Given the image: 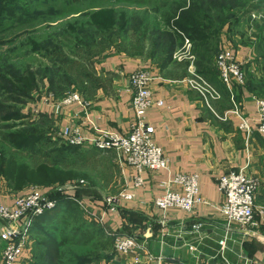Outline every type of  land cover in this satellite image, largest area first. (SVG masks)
Returning <instances> with one entry per match:
<instances>
[{
  "label": "rangeland",
  "instance_id": "rangeland-1",
  "mask_svg": "<svg viewBox=\"0 0 264 264\" xmlns=\"http://www.w3.org/2000/svg\"><path fill=\"white\" fill-rule=\"evenodd\" d=\"M21 1L22 5H27L28 15L17 19L7 17L0 23V53L10 50V56L16 55L14 58H19L17 65L24 67L22 74H25V66L29 65L36 85L29 90V95L20 96L21 102L11 104L16 111L10 110L7 115L0 118V141L3 139L2 134L9 131L17 132L26 129L33 132L30 134L36 136V146L21 150L12 146L2 148L9 153L12 152L18 158L17 164L24 163L30 170H34L33 168L37 166H44L39 171L53 178H47L43 182L39 177H33L31 181L23 183V186H17L15 182H10L5 173H0V202L12 205L16 197L34 188L47 192L56 200L65 197L70 200L72 197L76 198L77 201L72 200L73 207L68 209L66 206L57 207L59 214L56 218L41 222L46 234L51 231L56 232L69 257L85 254L92 260L91 264H146L147 262H143L144 259L147 260L145 257L140 263H134L132 255L122 257L115 248V239L120 233L111 231L112 228L106 225L109 210L115 211L116 208L118 210L123 200H131L121 197L132 183L125 177L128 164L124 156L115 149H98L92 143L77 145L66 141L65 138L70 134L71 138L78 135V129L88 135L93 133L95 128L91 127L93 125L84 127L86 130L84 132L82 127L74 125L75 116L64 122V116L70 117L65 112L71 111L69 108L74 105L88 109L91 105L104 101L106 96L111 99L112 94H114L113 98H118L116 94L123 89L118 79L122 74L126 77L127 75L121 66L118 72L116 68L112 69L111 59L114 57L139 59L137 64L139 68L128 74L130 83L128 87L133 91L132 98L135 89L129 77L131 73L138 70L150 73L153 90L157 77L153 65L161 64L167 56L155 51L168 48L172 33L175 36L177 33L173 27L166 26L164 15L171 13L177 7L183 9L182 6L185 5V10L196 8L210 30L218 31L221 28L220 35H226L222 37L227 42L224 44V41L221 42L222 46L219 44L218 51L212 41L203 44V49H198L195 41L185 36L182 41L179 40V45L173 51L175 60L182 61L176 71H183L184 65L188 64L190 74L185 79L202 78L212 85V89L219 92L224 85L214 84L219 74L216 58L218 53L226 47L239 56L243 67L247 70V81L253 76L256 83H260L259 91L254 92L259 98H264V59L256 58L257 51L260 56L264 54V39H262L264 34L260 38L262 42L258 44L260 46L258 48L257 45L255 47L252 44L256 42L250 39V35L254 36V31L264 29V0L259 9L263 16L257 18L259 20L255 22V26L249 27L247 23L249 15L241 17V22L234 14V11L239 10H243L242 14L246 13L244 12L246 3H244L230 11L226 10L228 11L226 22L229 23L227 28L224 27L223 12L221 11V14L208 0ZM108 9H115V13L111 15ZM101 11H104V14L100 15L103 23L95 25L94 17ZM82 16L86 17L77 21ZM230 18L232 20H228ZM158 20L164 22H161V27L157 26ZM125 21L127 23L124 26ZM146 22H149L151 32L144 37L142 33ZM77 28L83 31L87 29L88 34L67 38ZM229 29L235 30L238 34L230 33ZM239 33H242L244 37ZM241 47L246 48L247 51L252 48L253 52H247L250 56L238 54L236 51ZM0 63L3 62L0 61ZM158 64L156 65L159 66ZM212 89L209 91L212 92ZM211 92H207V95H211ZM73 95H77L79 99L74 98ZM7 96L8 93L0 92V99H5ZM132 100H130L131 108ZM4 103L7 105L5 111H8L10 98H7ZM223 104L229 107L230 101L225 99ZM234 110L239 108L235 107ZM9 113L12 114L8 115ZM233 113L238 115L236 111ZM133 116L128 132L133 129L135 112ZM48 167L58 173L46 172ZM20 168L24 174L28 175L27 170ZM108 199L112 200L113 205L107 202ZM28 216L21 220V228L26 227ZM36 219L37 217L29 230L27 246L29 257L23 259L20 264H38L39 261H43L38 254L43 232L39 226H35ZM6 227L7 224L0 220V231L3 232ZM54 227H57L56 230ZM2 241L0 240V264L3 261L4 240Z\"/></svg>",
  "mask_w": 264,
  "mask_h": 264
},
{
  "label": "crops",
  "instance_id": "crops-1",
  "mask_svg": "<svg viewBox=\"0 0 264 264\" xmlns=\"http://www.w3.org/2000/svg\"><path fill=\"white\" fill-rule=\"evenodd\" d=\"M223 41L227 42L225 38ZM236 52L250 56L253 49L247 51L241 47ZM138 61L124 56L111 59L112 69L118 72L121 66L127 75L120 74L118 79L123 88L116 94L118 98H113L114 94L110 95L111 99L106 96L104 101L88 109L70 106L71 111L65 112L70 117L64 116V122L75 116L74 125L82 127L84 132V127L91 125L96 131L128 132L134 117L128 74L139 68ZM181 62H169L166 67L153 65L157 74L154 97L163 100L164 105L153 106L146 113L155 129L154 141L168 155L170 166L145 171L142 185H135L132 181L135 172L127 166L125 177L132 182L127 192L133 198L123 200L118 210H109L106 225L120 233L117 236L135 235L158 257L150 263L144 259L146 264H264V136L257 126L259 96L247 83L225 85L218 74L214 84L224 85L219 91L220 98H207L186 82L190 74L188 64L183 71H176ZM225 99L230 101L229 107L223 104ZM235 107L249 119L250 132L242 128V118L233 113ZM238 169L247 170L259 180L257 225L245 227L234 223L228 230L219 210L225 197L217 181L224 173ZM180 172L200 175L199 192L206 201L192 211L177 207L159 209L155 199L164 193L165 184ZM199 223L202 226L197 228ZM28 255L26 250L25 257Z\"/></svg>",
  "mask_w": 264,
  "mask_h": 264
},
{
  "label": "built area",
  "instance_id": "built-area-1",
  "mask_svg": "<svg viewBox=\"0 0 264 264\" xmlns=\"http://www.w3.org/2000/svg\"><path fill=\"white\" fill-rule=\"evenodd\" d=\"M256 17V14H253ZM177 57V53H175ZM216 64L219 70L221 81L225 85L246 84V73L243 63L234 51L223 48L217 55ZM193 72V70H191ZM131 83L135 89L132 98V108L135 112V123L130 132H117L110 130H100L83 134L80 129L78 135L73 138L67 136L66 141L72 144L92 143L98 149H115L124 156L128 166L135 172L133 181L135 185L144 183L143 173L145 171H159L168 169L170 159L164 149L154 141L155 129L147 120V110L153 106L164 105V101L156 99L151 87V76L148 71L138 70L130 74ZM189 85L205 97L220 98V93L212 89V85L202 78L186 79ZM212 89L213 91H209ZM211 92V95H207ZM74 98L79 97L73 95ZM258 107V131L264 136V98L257 99ZM242 118V128L247 132L251 131L249 119L242 111L235 110ZM198 173H177L168 183L165 184L164 193L155 199V205L161 210H168L170 207H177L183 210L192 211L197 204L206 200L199 192ZM219 189L224 194V201L219 206V210L225 217L228 230L234 223L245 227H254L256 222V195L259 189V180L250 175L245 169L230 170L218 178ZM176 186V189H174ZM124 199H132V194L125 192L121 194ZM76 200V198H73ZM80 202V200H78ZM109 204L112 200L108 199ZM58 200L40 190L34 188L28 193L16 197L14 203L6 204L0 202V220L7 224L6 229L1 233L4 240L2 264H20L27 258L29 241V230L35 217L44 214L46 211L57 206ZM113 205V204H112ZM29 215V216H28ZM28 216L26 227L21 228L20 222ZM199 223L197 228H200ZM116 251L122 257L132 255V261L140 263L143 257L149 261H155L158 257L147 250L135 235L118 236L115 239ZM160 262V259H159Z\"/></svg>",
  "mask_w": 264,
  "mask_h": 264
},
{
  "label": "trees",
  "instance_id": "trees-1",
  "mask_svg": "<svg viewBox=\"0 0 264 264\" xmlns=\"http://www.w3.org/2000/svg\"><path fill=\"white\" fill-rule=\"evenodd\" d=\"M209 3H212V6H215L216 9L222 14L225 15L224 20V27L227 28V25L229 26V23H227V12L234 9L235 7L240 6L241 4L246 5V10L243 13V10L239 11H234L238 21L241 20V17H246V15H249L248 18V25L249 27L255 26V22H257L261 18L262 11H260V7H262L261 2L263 0H208ZM24 5V4H23ZM22 5L21 0H0V23L7 17L11 19H17L21 18L22 16L28 15V10L27 5ZM186 5L180 9V7H177L176 9L172 10L171 13L164 15V20L166 22V26H171L176 30V36L172 33L170 45L168 48H161L158 49L155 52H158V54H167L166 58L164 59L161 64H158L159 66L166 67L169 62H176L174 58L173 51L177 46L179 45V40H183L185 36L189 37L191 40L195 41L197 48H202L203 44L206 43H214L215 44V49L218 51V46L223 42L222 34L220 35L221 28H219L218 31H213L210 30L209 28L206 27V24L204 23L205 20L204 18L199 15L198 11L196 8H188L185 10ZM244 7V8H245ZM240 8V7H239ZM180 9V11H179ZM248 9V10H247ZM251 9H253L251 11ZM109 10V9H108ZM189 10V11H188ZM226 10H228L226 12ZM111 11V15H113L115 12L114 10H109ZM106 11V12H109ZM184 11V12H183ZM222 11V12H221ZM104 14V11H101L96 14L94 17L95 25H101L103 21L100 19V15ZM253 14H256L257 16L254 17ZM230 16V14L228 15ZM86 16H82L77 19V21H80ZM228 20H232L231 18ZM161 20H158L157 26L161 27ZM242 22V20H241ZM127 21L123 22L124 26ZM164 23V22H163ZM222 27V28H224ZM151 26L149 22H146L145 25L143 26V35L144 37L148 36V33L151 32ZM259 29V28H258ZM230 30V29H229ZM73 34L70 36H67V38L71 37L73 38V35H82V34H88L87 29L85 31L81 30L80 28L74 29ZM164 32V31H163ZM233 33L237 35L238 33H235V30L231 31L230 33ZM254 36L250 35V39L256 43H252L257 45V48L260 47L258 44L262 41H260L261 36L264 34V29H259V31H254ZM241 36H243L242 33H239ZM244 37V36H243ZM215 38L214 40H212ZM264 39V36L262 37ZM244 42H246L244 40ZM247 43V42H246ZM51 44H54L51 42ZM224 44V42H223ZM44 46V45H42ZM41 46V47H42ZM222 46V44H221ZM222 48V47H220ZM203 49V48H202ZM221 50V49H219ZM9 51L6 52H1L0 53V61L3 63H0L2 66H0V92H6L8 93V96L5 99H0V118H3L5 115L10 110L16 111L13 105L11 104H16L21 102L20 96H27L29 95V90L35 87L36 85V80L33 78L34 74H31L33 71H31L29 65L25 66V74H22L21 71L23 70L24 67L18 66V60L19 58L17 57L16 59L10 54ZM200 54V53H199ZM205 54V53H204ZM213 54V53H211ZM201 55V54H200ZM199 55V58L201 56ZM206 56V55H205ZM204 57V56H203ZM257 60L258 59H264V54L261 56L259 55V52L257 51L256 55ZM205 59V58H204ZM203 60V59H202ZM207 60V58H206ZM245 70V73L247 75V70L245 67H243ZM247 77V76H246ZM251 76L249 78V81L246 79L247 86L251 88V90L254 91H259V84L256 83L257 81L254 80ZM10 98V106L9 110L5 111L7 109V105L4 103L6 102V99ZM2 114V115H1ZM12 113H9L10 115ZM7 117V116H6ZM33 132H29L26 129H23V131H17V132H6L3 135V139L0 141V173H5L8 179L10 180L11 183L15 182L17 186H23L22 184L28 181H31L33 177H39L41 181L45 182L47 178L52 179L53 177L50 176H45L42 174L39 170L41 167L44 166H37L36 168H33L34 170H30L29 168L26 167V164L22 163L21 165L17 164V157L14 156L12 152H7L6 149L2 148L4 147H15L18 150L25 149V148H32L33 146H36V136H33ZM9 144V145H7ZM10 150V149H9ZM24 171H28V175L24 174L21 171V168ZM30 167V166H29ZM31 168V167H30ZM50 171V172H49ZM46 172L49 173H58L56 170H53V168L48 167ZM13 181V182H12ZM73 200V199H72ZM68 199V198H61L58 200L57 206L53 209H50L46 211L44 214L40 215L36 219L35 226H39L42 229L43 236H41L42 242L39 244V249H38V254L40 256V259H43V261H39L38 264H91V259H89L87 256L84 255H74L69 257L66 251L63 249V243L59 240V238L56 235V232L51 231L49 234H46L44 232L45 228L42 225V221H48V220H53L54 218L57 217L59 214V209L60 207L66 206L68 209L69 207H73V201ZM75 204V203H74ZM58 207V208H57ZM57 209V210H56ZM134 218V217H133ZM136 219V218H135ZM57 227H54L56 230Z\"/></svg>",
  "mask_w": 264,
  "mask_h": 264
}]
</instances>
